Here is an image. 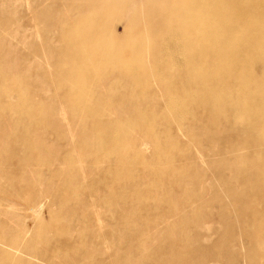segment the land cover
<instances>
[{"label": "bare ground", "instance_id": "bare-ground-1", "mask_svg": "<svg viewBox=\"0 0 264 264\" xmlns=\"http://www.w3.org/2000/svg\"><path fill=\"white\" fill-rule=\"evenodd\" d=\"M81 1L87 4V8L77 16L93 17V23L76 22L71 25L67 21L56 22L53 28L57 32L51 40L47 38L32 46V49L43 53L45 63V69H39L40 66L34 68L35 80L49 86L53 92L51 97H57L74 114H81L79 119L86 122L82 130L92 136L98 148L122 144L126 132L136 128L156 132L163 142L157 143L153 152L164 154L162 173L168 174L176 191L191 186V192L185 195L184 200L198 209L191 212L183 207L182 211L190 215L194 227L202 220H213L221 226L218 239L207 245L198 243L186 247L170 239L166 243L149 246L147 252L137 255H127L124 247L117 245L115 250L109 248L102 256L110 259V255L117 254L116 258L104 262L120 259L126 264L137 258L152 264H240L241 261L264 264V0H180L174 5L168 4V0H157L162 5L159 10L173 14V19L160 22L150 19L153 10L147 5L145 8L142 0ZM127 1V9L119 8ZM34 10L31 8L28 12L29 21ZM49 12L50 8H44L38 11L37 16L46 20ZM114 12L126 20L120 35L122 38L113 37L111 14ZM161 25L167 26L168 33L177 30L182 33L173 41L186 54L184 63H177L171 57L165 60L156 57L154 51L142 58L135 54L134 64L121 62L140 43L127 52L120 44L122 40L142 33L146 38L140 45L150 44L151 35L163 34L159 28ZM60 41L64 43L62 46ZM53 47L63 49V55L59 54L54 62L46 57L45 52ZM144 48L151 50L150 46ZM151 58H155L154 61L151 62ZM113 59H120L112 65L113 69L105 71L101 68ZM111 73L122 76L133 90H143L137 97L156 94L160 105L169 104L173 112L156 113L138 107L132 113L129 125L122 123L120 118L104 116L100 103L105 98L92 92L91 85L95 88L96 78ZM3 76L1 70L0 78ZM55 79L58 84L50 87ZM4 92L5 88L0 87V106L9 107ZM29 96L35 94L30 92ZM33 107L32 103H23V113L18 114V122L15 123L18 125L14 131L18 134L34 131L45 141L59 139L58 131L52 130L58 127L54 116L44 115L37 123L29 121ZM6 119L8 125L13 123L12 116ZM44 128L48 132L45 133ZM2 134L9 135V130ZM184 138H188L192 146L183 148ZM75 142L71 135L70 144L77 146ZM140 143L145 147L148 145L144 139ZM65 147L63 143L60 149ZM14 151L21 150L16 148L0 154V168L6 174L28 168L27 156L15 160ZM61 158H47L43 167L35 168L37 172H46L57 183L55 190L51 187L46 189L48 200L62 205L64 195L72 188L94 195V191L85 187V181L92 178L77 180L73 168L65 166ZM136 160L134 155L129 158L139 170L148 167ZM183 161L187 162L186 166L180 165ZM197 165L210 166L208 172L213 176L211 186L204 193L199 190V183L205 173L196 172ZM109 169L96 168L94 174H104ZM99 185L100 190L108 195H126L120 188L116 192ZM17 201L15 188H11L6 180L0 181V203L6 206L7 211L14 212L20 205ZM30 201V198L22 199V206ZM42 204L27 207L32 212L28 216L33 219L30 226L23 222L10 232L9 236L15 237L18 235L16 228L22 229L19 233L22 248L13 246V251H10L6 247L8 244L0 241V264H34L33 259L38 257L32 253L38 248L45 255L70 251L69 230L67 237L62 236L58 240L45 238L46 232L52 230L54 219H40ZM152 208L160 209L156 203ZM161 211L171 213L169 208ZM116 226L124 232L127 242L136 240L137 235L125 229L127 226L124 227L123 221ZM27 227H31L28 236L24 233L28 232ZM80 245L81 242L77 250ZM240 248L244 249V255L239 254ZM79 253L86 256L83 251ZM49 257L51 260L42 258L40 261L70 264L68 257L64 261H54V256Z\"/></svg>", "mask_w": 264, "mask_h": 264}, {"label": "rangeland", "instance_id": "rangeland-1", "mask_svg": "<svg viewBox=\"0 0 264 264\" xmlns=\"http://www.w3.org/2000/svg\"><path fill=\"white\" fill-rule=\"evenodd\" d=\"M42 1L0 0V76L1 70L4 73V76L0 78V87L5 88L6 102L10 104L9 107L3 104L0 106V154L18 148L22 154L14 151L15 160L27 156L28 163V168L21 171L13 170L9 174L4 173L0 168V181L6 180L11 188H15L16 200L20 204L14 212H9L6 206L0 203V241H5L8 244L6 247L10 251H13V246L22 248L19 235L22 229L16 228L15 232L18 235L15 237L9 236L10 232L16 225L23 222L30 226L33 219L28 216L32 212H29L27 207L37 206L39 203L42 204V201L44 204L39 211L40 219H54L52 230L46 232L45 238L58 240L62 236L67 237L66 233L69 230L70 251L67 253L55 251L45 255L38 248L36 252L32 253L38 257L33 259L34 264H45L40 260L42 258L51 260L50 255L54 256V261H64L68 257L70 264H123V260L120 259L110 263L104 262L115 259L117 254L110 255V259L108 256H102L109 248L115 250L117 245L123 246L127 255H137L140 252H147L150 249L149 246L166 243L170 239L186 247H193L198 243L207 245L217 240L221 230L219 223L213 220H202L194 227L190 215L182 211L183 207L191 212H196L198 209L196 205L189 206V203L184 200L185 195L190 194L191 186L180 192L176 191L173 188L174 185L170 183L168 174L162 173L161 167L165 163L164 154L163 152V155L153 152L156 144L163 142L156 132H152V130L146 132L143 128H136L135 131L126 132L122 144L117 143L98 148L94 145L92 136L82 130L83 124L86 122L79 119L81 114H74L62 105L57 97H51L53 92L49 86L35 80L34 68L40 66L39 69H45V63L43 53L32 49V46L47 38L51 40L52 35L56 34L54 32H57L53 28L56 22L67 21L71 22V25L76 22L93 23V17L77 16L84 13L87 8V4L81 0ZM142 1H144L145 8L147 5L153 10L150 19L155 22L173 19L171 12L166 13L159 10L162 5L157 0ZM178 3L180 0H168L170 5ZM127 4L129 5L128 1L125 2V6H119V8L127 9ZM31 8H35V10L29 21L28 12ZM44 8H50V12L46 20H41L37 13ZM112 11L114 10L111 9ZM133 16L135 15L133 14ZM111 18L114 21L112 23L114 25L113 37L122 38L120 35L126 20L121 19L116 12L111 14ZM45 24L48 25L47 28L43 27ZM159 28L163 30V34L151 35L150 44L140 45L146 38L142 33L133 34L122 40L120 44L127 52H130L128 49L134 48L140 43L135 48L136 50L134 49L130 54L127 53L126 58L121 62L134 64L136 63L135 57H133L135 54L142 58L147 53L150 54L151 51H154L156 57L164 60L171 57L177 63H184L186 54L181 48H177L178 44L173 41L182 33L179 30L168 33V28L165 25H161ZM8 33L9 35H7ZM63 44L60 41V46ZM148 46L151 47V50L144 48ZM62 51L63 49L59 50L53 47L52 50L45 51L46 57H50L54 62L58 60L59 54L63 55ZM154 59L151 58V62ZM118 61L120 59L110 60L101 68L109 71L113 69L112 65H116ZM180 64L177 65L179 68ZM95 80L96 84H93L95 88L91 85V90L105 98L100 103V111L104 113V116L120 118L122 123L129 125V123L131 124L130 117L138 107L148 108L156 113L173 112V108L169 104L160 105L156 94L142 98L137 97L142 94L143 90H133L128 82L117 73L101 76ZM58 82L55 79L50 87L55 86ZM152 84L155 85L153 82ZM30 92H33L35 96H29ZM132 95L136 97H132ZM26 98L28 99L20 102ZM24 102L34 104L33 110L29 114L31 123L41 121L44 115L54 116L58 127L52 130L58 131L59 139L45 141L34 131H26L22 134L14 131L18 125V123L15 124L18 122V114L23 113L21 108ZM51 106L55 108L52 109ZM8 116H12L13 122L9 125L6 119ZM173 123L171 125L177 129ZM5 130H9V135L2 134ZM43 131L48 132L45 128ZM71 135L75 137L77 146L70 144ZM141 139L148 143L147 147L141 145ZM189 141L188 138L183 139V148L187 145L192 146ZM63 143L66 144V147L60 149ZM141 148H144L145 151ZM49 152H51L50 157ZM131 155H134L140 164H147L148 167L145 170L134 167L129 161ZM59 156H62L61 159L65 166L73 168L77 180L92 178L90 181H85V187L94 191V195L98 193L96 197L93 198L94 195L88 194L86 191H77L72 188L65 195L63 192L65 198L62 205H58L54 200H48L47 195L49 194H46V189L51 187L52 190H55L57 183L55 180H51L46 172L39 170L37 172L35 168L43 167L47 158ZM180 165L186 166L187 162L183 161ZM96 168L110 169L104 174L101 172L94 174ZM208 169L210 166L197 165L195 167L196 172L205 173L199 183V190L202 193L206 192L212 184L213 176H211V172H208ZM99 184H103L104 187L111 190L114 189L116 192L120 188L126 195H122V193L108 195L100 190ZM25 198H30L31 201L22 206V199ZM39 200L42 201L38 202ZM154 203L160 209L152 208ZM167 208L171 213L165 214L161 211V209ZM121 221L124 222V227L127 226L125 229H129L137 235L135 241L131 243L126 241L124 232L116 226ZM27 230L28 232L24 233L28 236L31 227H27ZM80 242L81 245L77 250L76 247ZM82 251L86 253V256L82 257V254L79 253ZM244 253V249L240 248L239 254L244 255ZM126 264L152 263L132 258ZM240 264L247 263L241 261Z\"/></svg>", "mask_w": 264, "mask_h": 264}]
</instances>
